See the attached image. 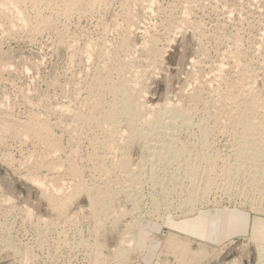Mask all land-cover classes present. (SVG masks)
Returning <instances> with one entry per match:
<instances>
[{
  "label": "rangeland",
  "instance_id": "obj_1",
  "mask_svg": "<svg viewBox=\"0 0 264 264\" xmlns=\"http://www.w3.org/2000/svg\"><path fill=\"white\" fill-rule=\"evenodd\" d=\"M1 2L0 264H114L136 221L137 251L127 261L177 264L181 255L165 253V240L169 232L180 234L176 226L199 212L233 210L264 220V140L259 144L262 161H252L262 166L255 170L251 165V170V160L239 153L253 150L240 146L235 136L243 128L251 132L249 121L256 129L251 134L264 139V0ZM123 86L142 91L145 112L160 106L163 113L173 107L176 115L189 112V129L171 123L180 126L172 135L178 139L157 138L143 114L125 111ZM113 89H119L117 94ZM131 117L137 123L130 124ZM163 117V126L182 119ZM233 120L240 121L237 131ZM8 125L20 129L18 137L6 135ZM143 132L150 134L148 140ZM206 133L209 138L201 142ZM192 134L196 138L189 141ZM187 141L178 159L166 155ZM217 157L218 164L205 173L207 159ZM246 160L247 170L233 172L228 181L222 172L238 171L235 164ZM188 166L202 177L197 183L171 179L174 174L182 178ZM35 176L47 185L56 183L62 199L72 198L69 208L55 211L32 182ZM258 177L263 179L253 180ZM208 179L211 189L203 200L208 203L191 215L189 207L181 206L182 194ZM191 242L196 251L207 245ZM254 246L248 236L230 240L208 248L210 260L191 264H256Z\"/></svg>",
  "mask_w": 264,
  "mask_h": 264
},
{
  "label": "bare ground",
  "instance_id": "obj_2",
  "mask_svg": "<svg viewBox=\"0 0 264 264\" xmlns=\"http://www.w3.org/2000/svg\"><path fill=\"white\" fill-rule=\"evenodd\" d=\"M3 1L4 0H2V2L1 3H3ZM21 1H25V0H21ZM4 4V3H3ZM158 52V51H157ZM156 53V52H155ZM158 54V53H157ZM124 87V86H123ZM127 87H124V88H121L120 89V91H122V93H124V95H125V100H124V104L123 105H125L124 106V108H125V111H127L128 110V112L130 111H132V113L131 114H134L135 116H137V115H140V114H143L142 116L145 118L146 117V120H147V122H146V125H148L149 126V131L151 130L153 133L155 132L156 133V136H157V138L158 137H161V139L162 138H166V137H172L173 138V133L175 132V131H177V129H180V126H178L179 128H174L173 126H172V124L171 123H173V125H175V124H181V125H184V126H186L187 127V125L189 124L188 122V120H189V118H190V115L188 114V113H185L184 111V113H178L179 115H176L177 114V112H178V110L176 111V110H174L176 107H173L172 109L173 110H165V108L163 109V110H165V111H167V112H165L164 111V113L162 112V107L160 108V107H154V109H150L149 111H147V112H145V105L143 104V102L141 101V98H140V95H141V92L142 91H140V90H138V88L136 87H134L133 89H131L132 91H129L128 92V90L126 89ZM119 90V89H118ZM117 89H113V90H111L112 91V93L113 94H117V91H118ZM94 95V94H93ZM96 95V94H95ZM100 97V96H99ZM195 99V98H194ZM98 100V99H97ZM97 100H96V102H97ZM100 100V99H99ZM123 101V100H122ZM122 103V102H121ZM96 105V104H95ZM100 105V104H99ZM96 107V106H95ZM94 107V108H95ZM99 106H98V104H97V108H98ZM179 107V106H178ZM122 108V107H121ZM124 108L122 109V111H124ZM180 108V107H179ZM195 108V107H194ZM95 110H96V108H95ZM97 111V110H96ZM116 111H117V109H116ZM118 111H119V109H118ZM182 111V110H181ZM186 111V110H185ZM115 112V111H114ZM134 112V113H133ZM149 112V113H148ZM91 113V112H90ZM118 113V112H117ZM151 113V114H150ZM160 113H162L161 115H160ZM191 113V112H190ZM158 114V115H157ZM264 114V113H263ZM93 115V114H92ZM116 115V114H115ZM128 115H129V113H128ZM160 115V116H159ZM163 115H164V117L165 116H167L168 117V120H173L175 117H180V118H182V119H180L179 121L178 120H173V122L172 121H170V123H166V125L165 126H163V125H161L160 124V121H161V119H162V117H163ZM189 115V116H188ZM90 116V115H89ZM130 116H132V115H130ZM193 116V115H192ZM139 117V116H138ZM143 117L141 118V119H143ZM164 117H163V120H164ZM189 117V118H188ZM133 117H131L130 119H131V123L130 124H135V123H137V121H138V118H133ZM140 118V117H139ZM111 119V118H110ZM141 119H139V120H141ZM129 120V119H128ZM162 120V121H163ZM165 120H166V118H165ZM111 121V120H110ZM192 121V120H191ZM167 122H169V121H167ZM7 123V122H6ZM231 123L234 125V126H232L233 128H234V130H238L239 129V125H240V121L238 120V121H231ZM241 123H244V122H241ZM248 124L250 123L249 121L247 122ZM159 124H160V127H158L159 126ZM191 124V123H190ZM247 124V128H251L250 130H251V132L252 131H256V129H254L255 127H252L251 125H253L252 123L250 124V125H248ZM158 125V126H157ZM163 126V127H162ZM110 127V126H109ZM135 128H136V126H134ZM188 127H189V125H188ZM187 127V129H189ZM134 128V129H135ZM152 128V129H151ZM160 128H163V130L161 131L160 130ZM132 129V128H131ZM138 129V128H137ZM184 129V128H183ZM191 129V128H190ZM20 130V129H19ZM19 130L17 129V127H15V126H12V125H8L7 126V130H6V135L8 136H12V137H18L19 136V134L21 133H19ZM212 130V129H211ZM141 131H143L142 129H141ZM150 131V132H151ZM260 131H262L261 133H263V131H264V126H262L261 128H260ZM114 132V131H113ZM116 132V131H115ZM150 132H146V133H150ZM240 132V131H239ZM251 132L250 133H248L247 131H246V129L245 128H243V133L242 134H240V133H238V134H236L235 136H236V139L239 141V139H241V145L240 146H242V147H244V148H249V149H252L253 151L252 152H240L239 153V155L240 156H248L247 158L249 159V161L251 162H249V168H251V170L254 168L255 170H256V168L257 167H261L262 166V163L261 164H255V163H257V162H255V163H252V161H254L255 160V158H259V157H261L260 156V152L261 151H263L262 149L261 150H259V144H260V141H263L264 139H262V136L263 135H257L256 136V133H255V135H253V134H251ZM157 133H161V134H163V136H159V135H157ZM115 134H117V133H115ZM114 134V135H115ZM141 134V133H140ZM143 135H147L148 136V138H147V136H146V138L145 139H149V135L150 134H145V132H143L142 133ZM141 134V135H142ZM176 135H177V133H175ZM208 133H206V134H202V137H201V142H202V140H206V139H208L209 138V136L207 135ZM119 135V134H118ZM117 135V136H118ZM120 135H121V133H120ZM119 135V136H120ZM121 136H123V135H121ZM115 137V136H114ZM143 137V136H142ZM178 137V136H177ZM177 137H174L173 139H178ZM186 137V135L184 136V138ZM116 138V137H115ZM121 138V137H120ZM119 138V139H120ZM144 138V137H143ZM156 138V139H157ZM196 138V136L195 135H188V139H189V141L191 140V139H195ZM234 138V137H233ZM122 139L123 138H121V140H120V142L122 141ZM142 139V138H141ZM172 139V140H173ZM235 139V138H234ZM235 139V140H236ZM126 140V139H125ZM150 140H151V138H150ZM170 141V142H174L175 141V143L174 144H176L177 142H176V140H174V141ZM152 141H153V138H152ZM157 141H158V139H157ZM178 141V140H177ZM125 142V141H124ZM154 142H156V141H154ZM170 142H168V143H170ZM193 142V141H192ZM207 142H208V145H207V143L205 144V146L207 145V147L209 146V141L207 140ZM259 142V143H258ZM122 143V142H121ZM161 143V142H160ZM159 143V144H160ZM164 143V142H163ZM167 143V142H166ZM184 143V142H183ZM194 143V142H193ZM238 143V142H237ZM117 144V143H116ZM162 144V143H161ZM111 145V144H110ZM119 145V144H118ZM123 145V144H122ZM151 145H153V144H151ZM167 145H169V144H167ZM172 145V144H171ZM180 145V144H179ZM189 146V144H188V141L186 142V143H184L183 145H182V147L183 148H181L180 146H179V148H181V149H178V151H177V149H176V151L174 152V150L171 152V153H167L166 155H168V154H173L172 156H171V158L174 156L175 158L177 157V159H178V157H179V155H181L182 156V154L185 152V149H188V146ZM191 145V144H190ZM148 146V145H147ZM156 146V148H157V144L155 145ZM161 146V145H160ZM166 146V145H165ZM187 146V147H186ZM211 146H213L212 144H211ZM264 146V145H263ZM120 147V146H119ZM151 147V146H150ZM169 147V146H168ZM186 147V148H185ZM152 148H154L153 146H152ZM152 148H151V151H152ZM155 148V149H156ZM162 148H164L163 146H162ZM166 148H167V146H166ZM145 149V148H144ZM143 149V150H144ZM148 149H149V147H148ZM168 149V148H167ZM167 149L165 150V151H167ZM173 149V148H172ZM161 150V149H160ZM163 150V149H162ZM163 150V151H164ZM184 150V151H183ZM198 150H200V149H197V151H196V153H199L198 152ZM164 151V152H165ZM145 152V151H144ZM155 152H156V150L154 151V152H152V153H154V154H152L151 152H149L150 154H152V156H155ZM159 152V151H158ZM157 152V153H158ZM168 152V151H167ZM170 152V151H169ZM187 152V151H186ZM204 152V151H203ZM264 152V151H263ZM242 153V154H241ZM200 154H202V155H200ZM262 154V153H261ZM264 154V153H263ZM148 155V154H147ZM198 155H200L202 158H200L202 161L205 159L206 160V158H205V155H204V153H199ZM122 156H123V154H122ZM128 156V155H127ZM157 156V155H156ZM163 156V155H162ZM161 156V157H162ZM169 156V155H168ZM167 156V157H168ZM264 156V155H263ZM263 156L261 157V161H262V158H263ZM125 157H126V155H125ZM149 157H151V155L149 156ZM160 157V155H159V157L158 158H161ZM166 159H167V157L166 156H164ZM187 157V156H186ZM190 157V156H189ZM188 157V158H189ZM195 157V156H194ZM115 158L116 159H118L117 158V156H115ZM123 158V157H122ZM128 158V157H127ZM155 158V157H154ZM169 158V157H168ZM180 158H182V157H180ZM191 158V157H190ZM162 159V158H161ZM174 159V158H173ZM173 159H170V160H172L173 161ZM184 159V158H183ZM264 159V158H263ZM5 160L7 161V162H10L12 159H11V156L10 155H5ZM160 160V159H159ZM168 160V159H167ZM176 160V159H175ZM186 160V159H185ZM191 160V159H190ZM201 160L199 161L200 162V164H202L201 163ZM259 160V159H258ZM259 160V161H260ZM13 161V160H12ZM188 160H186V162H187ZM193 161H194V159H193ZM197 161V160H196ZM196 161H195V163H193V164H197L196 163ZM217 161H218V157L217 158H215V159H213L211 162H210V160H208L207 159V166H208V169H207V172L205 171V173H208V174H210L212 171L209 169V167H211L212 166V164H215V163H213V162H216V165L218 164L217 163ZM260 161V162H261ZM185 162V163H186ZM189 162H191V161H189ZM204 162V161H203ZM129 163V162H128ZM184 163V162H183ZM225 163V162H224ZM52 164V163H51ZM50 164V165H51ZM125 164V163H124ZM178 164H180L179 163V160H178ZM189 164V163H188ZM233 164V163H232ZM56 165V164H55ZM55 165H53L52 167H56ZM128 165V164H127ZM182 165H184V164H182ZM226 165H227V163H226ZM236 166V168H237V170L238 171H236V170H234L232 167L230 168L229 167V169L228 170H224L222 173L224 174V175H226L225 177L226 178H228V181H231V179H232V176L234 175L233 174V172H239L240 171V174L243 172L244 173V170H247V169H245V168H243V166L245 165H248V162H247V160H246V162L245 163H240V162H238L237 164H235ZM251 165L253 166V168L251 167ZM122 166V165H121ZM179 166V165H178ZM185 166V165H184ZM187 166V165H186ZM225 166V165H224ZM232 166H234V165H232ZM127 167V166H126ZM189 167V166H188ZM188 167H186V168H188ZM228 167V166H227ZM130 168V167H129ZM185 168V167H184ZM191 168V169H190ZM197 168H198V165H197ZM264 168V167H263ZM196 169V168H195ZM195 169H193L192 167H189V169H186L185 170V172L183 173L184 175L182 176V178H180L179 179V177H178V175H172V177H171V179L172 180H176V181H178V182H190L191 184H192V182L194 183V181L197 179V171L195 170ZM205 169V168H204ZM260 169H262V168H260ZM108 170V169H107ZM111 170V169H110ZM109 170V171H110ZM127 170V169H126ZM130 170V169H129ZM250 170V171H251ZM222 171V170H221ZM254 171V170H253ZM253 171H251L252 173H253ZM263 171V169L261 170V172ZM108 172V171H107ZM111 172V171H110ZM125 172V171H124ZM220 172V171H219ZM258 172V173H257ZM255 171V173H256V175H258L259 174V171ZM121 173H122V171H121ZM264 173V172H263ZM110 174V173H109ZM239 174V173H238ZM237 174V175H238ZM133 175V174H132ZM140 175V174H139ZM138 175V176H139ZM142 175V174H141ZM139 176V177H142V176ZM224 175H222V176H224ZM251 175V177L254 175H252V174H250ZM263 175V174H262ZM136 176V175H135ZM138 176H136V177H138ZM255 176V175H254ZM253 176V177H254ZM264 176V175H263ZM135 177V179L136 180H139V179H137ZM144 177V176H143ZM257 177V176H256ZM131 178V177H130ZM134 178V177H133ZM199 178V180L202 178L201 176L200 177H198ZM262 178V177H261ZM261 178H259L258 177V179L257 178H253V180L254 181H256V180H261ZM32 179V182L33 183H35L36 185H38L42 190H43V194H44V197H46V199H47V201L49 202V205L53 208V209H55V211L57 210V211H61L62 212V210L63 209H66L68 206H67V203L70 201V203H71V201H73L72 200V198H70L69 200H68V197H67V199H62L61 198V196H62V194H63V192H62V189L56 184V183H54V184H49V185H47L46 184V182L43 180V179H41L40 177H32L31 178ZM135 179H133V181L135 180ZM141 180L140 181H142L143 179L142 178H140ZM263 179V178H262ZM139 182V181H138ZM210 181H209V179L208 180H206V183H204L203 185L201 184L199 187H194V186H192L191 188L192 189H190L189 191H187V195L185 196V194L183 195L182 194V196H184L186 199L185 200H181V201H183L185 204V206L184 205H181V206H183V207H189L188 208V212L191 214V215H196L197 213H198V211L200 210V209H205V206H206V204L208 203V200H206V201H203L204 199H205V197H206V195L207 194H209L210 193V187L207 185L208 183H209ZM195 183H197V181H195ZM194 183V184H195ZM263 183V182H262ZM162 184V183H161ZM256 184V183H255ZM259 184H260V182H259ZM258 184V186L259 187H263V185L261 186V185H259ZM47 185V186H46ZM257 186V185H256ZM52 189V190H51ZM110 189H111V187H110ZM110 189H108L109 191H110ZM108 190H107V192H108ZM54 192L53 194L51 193L50 194V192ZM163 191V190H162ZM100 192H102V193H105V191L103 192V191H100ZM203 192V193H202ZM56 193V194H55ZM109 193H111V192H109ZM200 193V194H199ZM204 194L203 196H202V194ZM101 194V193H100ZM99 194V195H100ZM64 195V194H63ZM105 196V195H107V194H102V196ZM114 195V197L116 196L115 194H113ZM118 195V194H117ZM155 195V194H154ZM162 195V194H161ZM166 195V194H165ZM153 196V195H152ZM159 196V195H158ZM181 196V195H180ZM65 198H66V196H64ZM109 197V194H108V196H107V198ZM111 197V196H110ZM116 197H118V196H116ZM119 197H121V194L119 195ZM127 197H129V196H127ZM126 197V198H127ZM167 197H168V195H167ZM103 198V197H102ZM105 198H106V196H105ZM138 198H139V196H138ZM137 198V199H138ZM153 198V197H152ZM154 198H157V196L155 197L154 196ZM158 198H160V197H158ZM162 198V197H161ZM160 198V199H161ZM182 198V197H181ZM104 199V198H103ZM111 199H113V196L111 197ZM119 199V198H118ZM133 199V198H132ZM159 199V200H160ZM105 200V199H104ZM108 200V199H107ZM106 200V201H107ZM133 200H135L136 201V198L135 199H133ZM132 200V201H133ZM157 200V199H156ZM159 200H157L156 201V203L159 201ZM109 201H110V198H109ZM163 201H166L165 199L163 200ZM162 201V202H163ZM169 201V200H168ZM180 201V202H181ZM199 201L201 202V201H203L201 204L199 203ZM105 202V201H104ZM137 202H139V201H137ZM167 202V201H166ZM183 202H181L182 204H183ZM194 202H198V204H200L199 205V207L196 205V203H194ZM73 203V202H72ZM153 203V202H152ZM155 203V204H156ZM160 203H161V201H160ZM165 203V202H164ZM169 203V202H168ZM69 204V203H68ZM108 204H113V201H112V203H108ZM134 204H135V202H134ZM165 204H167V203H165ZM178 205H180V203H178ZM101 206H103V205H101ZM109 206V205H108ZM158 206H159V203H158ZM162 206V205H161ZM166 206H168V205H166ZM104 209L107 207V205H106V207H105V204H104ZM110 207V206H109ZM109 207H108V209H109ZM111 207H112V205H111ZM172 207H174V206H172ZM69 208V207H68ZM102 209V208H101ZM107 209V208H106ZM165 209H170L169 207H167V208H165ZM65 211V210H64ZM109 211V210H108ZM160 211V210H159ZM167 211V210H166ZM60 212V213H61ZM161 212V211H160ZM63 213V212H62ZM109 213H112V212H109ZM121 213H123L122 211L120 212V214ZM131 214V213H130ZM199 214V213H198ZM119 215V214H118ZM118 215H116L115 216V218L116 217H119ZM111 217V216H110ZM114 217V216H113ZM112 217V218H113ZM123 217V216H122ZM124 218V217H123ZM120 220H122V219H120ZM112 224H114L115 225V223L113 222ZM119 224H120V222H119ZM132 224V223H131ZM135 225H134V227L131 225V228H129L128 230H131V231H133L132 230V228H134V234H133V236H132V234H131V239L129 238L130 237V232H126L125 234H126V236L127 235H129V241H126V242H123L120 246V249H118L117 251L119 252V253H117L116 254V260H115V262H114V264H117L118 262H119V264H130L128 261H127V258H128V256L133 252V250L134 251H137V249H136V245H137V242H138V240H139V233H137V235H136V230H137V224H138V221H136V223H134ZM140 224H141V222L139 221V228H138V231H139V229H141L140 228ZM178 225V224H177ZM178 226H176V228H177ZM127 238V239H128ZM126 239V240H127ZM133 241H135L134 242V244H133ZM183 241H185V242H183ZM190 239L189 238H185V237H183L181 234H179V233H176V232H169L168 233V236H167V238H166V240H165V243H164V245H163V251L165 252V253H174V252H178V253H180V257L179 258H176V263L177 264H191L192 263V261H195V260H203V259H206V258H208V253H207V249L208 248H213V247H215V245H210V244H207V245H201L200 246V249L198 250V251H196V250H193V248H192V242L190 243ZM125 243H129V245L130 246H128V244L126 245ZM133 244V245H132ZM131 246L133 247V249L131 248ZM13 251V250H12ZM15 251V250H14ZM110 251H113V249L112 250H110ZM138 252H139V250H138ZM140 253V252H139ZM17 254V253H16ZM141 254V256H143V253H140ZM98 255H102L101 253H99L98 252ZM215 255H217V254H215ZM210 256V255H209ZM217 257V256H216ZM210 258V257H209ZM208 258V259H209ZM218 258V257H217ZM216 259V258H215ZM210 260V259H209ZM196 262V261H195ZM139 263H140V261H139ZM197 263V262H196Z\"/></svg>",
  "mask_w": 264,
  "mask_h": 264
},
{
  "label": "crops",
  "instance_id": "obj_3",
  "mask_svg": "<svg viewBox=\"0 0 264 264\" xmlns=\"http://www.w3.org/2000/svg\"><path fill=\"white\" fill-rule=\"evenodd\" d=\"M193 219V220H192ZM190 220L178 225L180 234L196 244L221 246L230 240L250 237L256 243L255 262L264 264V220L251 218L244 212L201 211ZM262 240L263 243H259ZM261 246V248H260Z\"/></svg>",
  "mask_w": 264,
  "mask_h": 264
}]
</instances>
